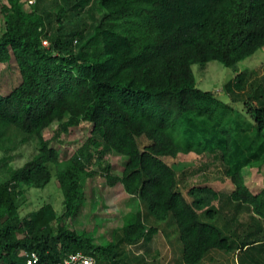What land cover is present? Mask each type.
<instances>
[{
	"label": "trees",
	"instance_id": "trees-1",
	"mask_svg": "<svg viewBox=\"0 0 264 264\" xmlns=\"http://www.w3.org/2000/svg\"><path fill=\"white\" fill-rule=\"evenodd\" d=\"M25 1L0 0V63H15L21 75L0 92V150L34 145L0 183V260L25 264L36 252L41 263L59 264L82 251L95 264H161L159 250L136 254L125 244L162 232L174 264H207L214 250L264 264V187L250 175L264 169V74H238L233 103L247 118L237 119L193 70L213 60L237 70L263 49L264 0H34L30 10ZM82 123L90 135L63 159L53 142ZM191 152L210 160L179 171V155ZM114 154L126 159L121 175ZM54 167L73 221L96 174L139 206L106 242L69 226L50 204L22 216L21 189L47 186ZM198 171L206 181L189 178ZM212 179L230 187L214 190Z\"/></svg>",
	"mask_w": 264,
	"mask_h": 264
},
{
	"label": "rangeland",
	"instance_id": "rangeland-1",
	"mask_svg": "<svg viewBox=\"0 0 264 264\" xmlns=\"http://www.w3.org/2000/svg\"><path fill=\"white\" fill-rule=\"evenodd\" d=\"M51 0H44L41 3V7L50 4ZM31 4L25 1L26 9H31ZM3 27V21L0 15V31ZM193 70L197 78V85L203 89L215 90L218 96L230 103H232L239 114L237 119H242L244 116L243 104L233 103L234 94L238 92V86L236 82L239 81L238 74H249L253 77L256 75L262 76L264 74V48L257 51L252 56H248L244 60L240 61L237 65V70L234 67H227L220 61L213 60L207 62L205 65L194 64ZM21 80V75L15 63L8 65L7 63H0V92L7 94L12 87L17 85ZM229 85L230 89L227 91L226 86ZM56 124L44 131L47 138H50L54 134ZM91 125L82 123L78 127L71 128L68 134H63L59 138V142H53V144L62 152V158H69L75 150L81 146L84 141L90 135ZM15 134V132H13ZM16 135V134H15ZM11 142V141H10ZM34 145L29 143L20 144L14 149H10L9 155L6 151L0 150V183L3 179L9 177V167L22 166L34 153ZM210 158L191 152L188 154L181 153L178 158L176 168L179 171H186L189 169H196L206 160ZM125 157L121 154L112 155L113 172L116 174H122ZM250 170V169H249ZM215 170L212 168L210 173L211 178L215 175ZM56 167L53 169V179L45 187L35 186H23L20 196L18 198L19 212L22 216H25L31 211L38 210L45 204H50L55 209L57 215H62L63 220L69 224L72 228L80 230H89L95 235L97 241L106 242L111 240L112 232L117 227L123 225L126 215L132 211H135L139 206V199L135 195H130L124 191L121 186L116 188H109L106 184V178L101 174L87 179L85 184V196L84 205L81 208L80 213L74 219L68 216L67 206L65 205V197L56 182ZM203 171H198V174H189V178L195 182L206 181L203 178L206 175H202ZM251 184L260 188L264 187V169L261 171L257 168L252 169L250 172ZM203 184V183H202ZM208 184L214 190H220L229 188V180L225 182L220 180H208ZM227 186V187H226ZM232 186V185H231ZM226 190V189H225ZM188 200H191L186 194ZM56 220L53 224L56 226ZM127 249L133 252L143 253L148 251H160L161 264H170L172 256L174 254L173 247L169 246V243L162 232H158L153 236L150 242H140L138 244H125ZM237 254V252H236ZM235 253L224 251H213L204 258L207 264H237V258ZM211 255L214 257L210 259ZM174 264V263H171Z\"/></svg>",
	"mask_w": 264,
	"mask_h": 264
},
{
	"label": "built area",
	"instance_id": "built-area-1",
	"mask_svg": "<svg viewBox=\"0 0 264 264\" xmlns=\"http://www.w3.org/2000/svg\"><path fill=\"white\" fill-rule=\"evenodd\" d=\"M31 4L34 0H28ZM47 43V41H44ZM27 260L25 264H44L39 261L38 254L36 252L26 253ZM0 264H7L6 262H2L0 260ZM59 264H95V258L92 255L86 254L82 251H77L71 253L67 258L63 260V262Z\"/></svg>",
	"mask_w": 264,
	"mask_h": 264
},
{
	"label": "clouds",
	"instance_id": "clouds-1",
	"mask_svg": "<svg viewBox=\"0 0 264 264\" xmlns=\"http://www.w3.org/2000/svg\"><path fill=\"white\" fill-rule=\"evenodd\" d=\"M85 253V252H84ZM87 254V253H86Z\"/></svg>",
	"mask_w": 264,
	"mask_h": 264
}]
</instances>
